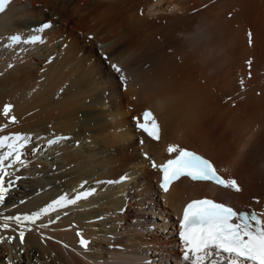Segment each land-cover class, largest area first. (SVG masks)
<instances>
[{
  "label": "bare ground",
  "instance_id": "6f19581e",
  "mask_svg": "<svg viewBox=\"0 0 264 264\" xmlns=\"http://www.w3.org/2000/svg\"><path fill=\"white\" fill-rule=\"evenodd\" d=\"M45 21L53 23L47 44L19 56L0 44V136L30 138L21 163L5 162V184L14 183L0 217L93 195L0 231V264H138L135 254L162 262L178 255L172 218L188 200L264 213V0H14L0 15V38ZM98 50L123 69L125 91ZM147 108L161 137L140 147L131 119ZM56 135L69 139L52 150ZM170 145L210 158L242 191L180 180L161 195L141 152L162 163ZM123 174L131 183H100ZM80 230L87 252L77 246Z\"/></svg>",
  "mask_w": 264,
  "mask_h": 264
},
{
  "label": "snow or ice",
  "instance_id": "6c2138e0",
  "mask_svg": "<svg viewBox=\"0 0 264 264\" xmlns=\"http://www.w3.org/2000/svg\"><path fill=\"white\" fill-rule=\"evenodd\" d=\"M9 2L10 0H0V13L5 11ZM50 27L51 25L46 23L36 31L41 33ZM248 36L251 45L252 34L249 32ZM9 40L10 47L20 43H43L39 34L27 38L16 34L9 37ZM247 63L250 67L252 61L249 60ZM111 66L119 75L121 84L126 89L128 78L123 69L115 63ZM240 84L243 89V79H241ZM11 111L12 105H5L2 110L5 117H8ZM8 122L16 123L15 117L12 116ZM137 128L155 141L160 139V125L149 110L143 113V122L138 121ZM29 139V137L19 134L0 137V149L7 148V151L0 154V204L4 202L8 186L14 183L10 180L8 186L5 184L4 177L11 175L5 167V162L9 158H13L15 163H21V149L26 146ZM58 142L59 140H53L49 143ZM167 151L169 154L177 153V155L174 159H169L160 166L162 173L160 187L165 193L170 190L174 182L182 177H187L193 182H211L225 191L234 193L242 191L234 178H222L208 159L186 149H179L174 145H170ZM8 167L13 168L14 164H9ZM152 167L153 169L157 167L155 162L152 163ZM91 194L90 192L81 193L75 199H69L67 196L61 197L34 216L0 217V231L9 230L13 224L20 226L25 221L35 223L40 219L41 214L47 215L50 211L75 204L78 200L86 199ZM262 217H264V213H257L256 211L238 212L231 206L212 199L191 201L184 207L179 225V239L181 241V255L177 257L179 264H264V218ZM24 235L23 230L18 232L21 243L24 241ZM7 239L11 241L12 237H7ZM89 243L85 239L79 241L83 252L89 250ZM77 254L82 255V253ZM84 258L87 259V257Z\"/></svg>",
  "mask_w": 264,
  "mask_h": 264
}]
</instances>
